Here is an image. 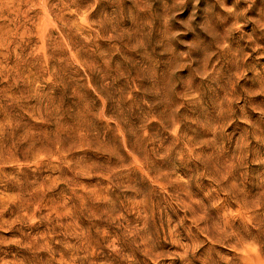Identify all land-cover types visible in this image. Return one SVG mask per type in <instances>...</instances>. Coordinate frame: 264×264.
<instances>
[{
  "label": "rangeland",
  "instance_id": "obj_1",
  "mask_svg": "<svg viewBox=\"0 0 264 264\" xmlns=\"http://www.w3.org/2000/svg\"><path fill=\"white\" fill-rule=\"evenodd\" d=\"M0 264H264V0H0Z\"/></svg>",
  "mask_w": 264,
  "mask_h": 264
}]
</instances>
